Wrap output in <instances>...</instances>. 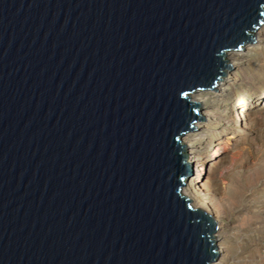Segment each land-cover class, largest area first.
Instances as JSON below:
<instances>
[{
    "label": "water",
    "instance_id": "water-1",
    "mask_svg": "<svg viewBox=\"0 0 264 264\" xmlns=\"http://www.w3.org/2000/svg\"><path fill=\"white\" fill-rule=\"evenodd\" d=\"M264 0H0V264H214L183 138Z\"/></svg>",
    "mask_w": 264,
    "mask_h": 264
},
{
    "label": "rangeland",
    "instance_id": "rangeland-1",
    "mask_svg": "<svg viewBox=\"0 0 264 264\" xmlns=\"http://www.w3.org/2000/svg\"><path fill=\"white\" fill-rule=\"evenodd\" d=\"M240 77L229 108L237 96L241 104L217 120L226 128L216 129L203 150L210 156L204 171L214 169L215 180L204 175L201 181L225 209L228 264H264V44L248 55Z\"/></svg>",
    "mask_w": 264,
    "mask_h": 264
},
{
    "label": "bare ground",
    "instance_id": "bare-ground-1",
    "mask_svg": "<svg viewBox=\"0 0 264 264\" xmlns=\"http://www.w3.org/2000/svg\"><path fill=\"white\" fill-rule=\"evenodd\" d=\"M263 44L264 23L255 34V42L247 44L242 51L228 54V65H230L232 69L225 70L226 77H223L222 81L216 86V89L207 92H197L191 97L193 103L201 105L199 112L200 116H202L205 121L196 120L194 123L196 130L188 132L183 138V145L186 146L187 160L192 167V173L182 193L188 200L192 201L191 204L195 209H199L212 216L217 223L215 242L218 246L219 257L214 264H228V241L225 227L222 226V221L225 219V209L209 199L207 181H201L204 175H208L205 177L209 179V181L215 180L214 169L211 168V171L207 174L204 171L205 169L203 167L206 165V161L210 156L204 155L203 150L212 139L216 129L219 130V132H223L226 128L224 125L220 126L217 120L225 116L226 110L236 108L238 104H241L237 96L234 100L235 104L233 107L229 108L230 97L232 93L237 90L239 83L242 81L240 73L248 61V55L252 54L256 48ZM232 122L234 123L236 120ZM215 154L218 155V153ZM222 159V156H220L217 161H223L224 159Z\"/></svg>",
    "mask_w": 264,
    "mask_h": 264
}]
</instances>
